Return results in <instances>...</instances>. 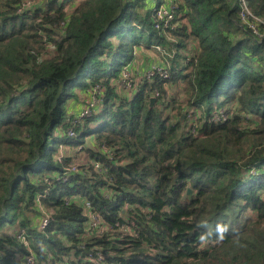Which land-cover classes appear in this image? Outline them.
Returning a JSON list of instances; mask_svg holds the SVG:
<instances>
[{
    "label": "trees",
    "instance_id": "1",
    "mask_svg": "<svg viewBox=\"0 0 264 264\" xmlns=\"http://www.w3.org/2000/svg\"><path fill=\"white\" fill-rule=\"evenodd\" d=\"M24 2L0 0V264H264V37L239 0ZM137 47L169 76L129 97Z\"/></svg>",
    "mask_w": 264,
    "mask_h": 264
},
{
    "label": "built area",
    "instance_id": "2",
    "mask_svg": "<svg viewBox=\"0 0 264 264\" xmlns=\"http://www.w3.org/2000/svg\"><path fill=\"white\" fill-rule=\"evenodd\" d=\"M32 1V0H31ZM30 0H25L24 2V8L31 7ZM28 2V4H27ZM239 6H240V18H241V23L242 25H246L254 35L258 36L259 38L264 37V18L255 14L252 9L249 7L247 0H239ZM152 7L154 8L155 12L158 15V21L156 22V28H164L167 27L170 23V21L174 17V11H173V5L169 6L166 4H160V5H155L153 4ZM157 49L160 50V48L157 46ZM165 66L157 65L154 67H151L149 71H152L149 73V75L154 76V75H160L162 78H167L169 76V72L164 71ZM128 71V70H127ZM158 71V72H156ZM149 75H145L147 77H151ZM122 76V74H121ZM126 85V82L124 81L123 83ZM98 87H103L101 84L97 85ZM156 95H159V91L156 90ZM95 108V95L92 96V100L81 110L80 117L87 116L91 113L92 109ZM69 133L72 135L74 132L69 131ZM107 151V150H106ZM97 167H101L100 163H96ZM72 170L78 171V168L76 165L72 166ZM38 204L43 208L42 204L38 202ZM87 206L91 210V204L89 201L86 202ZM88 208V209H89ZM43 213L45 214L42 219V227H45L49 223V215L47 211L43 208ZM103 221V219L100 217V215L97 213V211L92 210L90 211V222H91V227L96 228L100 231L102 229H99L100 223ZM18 238L20 241L23 243L27 244L28 243V237L25 232V230H20L18 232ZM88 259L92 260L93 262H96L97 264H103L104 260V254L101 251L97 252H90L88 255ZM27 264H35V256L33 254H30L26 258Z\"/></svg>",
    "mask_w": 264,
    "mask_h": 264
},
{
    "label": "rangeland",
    "instance_id": "3",
    "mask_svg": "<svg viewBox=\"0 0 264 264\" xmlns=\"http://www.w3.org/2000/svg\"><path fill=\"white\" fill-rule=\"evenodd\" d=\"M31 1V0H30ZM42 0H32L31 4H39ZM155 2V1H154ZM150 60V62H148ZM145 62H148L147 65H145ZM161 65L165 66L164 71L168 72L169 67L168 65L160 59L159 55L154 51L152 48H146V47H137L136 52L134 55V59L129 63L126 64L122 68V76L118 82H116L117 90L122 94H126L129 97H131L133 94L136 93L135 89H138L141 82L144 78H151L153 76L149 75L152 71H149L151 67ZM128 70V71H127ZM158 72V71H156ZM145 75H149L151 77H147ZM124 81L126 82V85H124ZM103 87H98L96 85V89H94V95H95V107L98 106L102 100V95L100 92L103 90ZM157 98L156 92H154L153 96ZM151 97V98H152ZM156 102V101H155ZM61 147L66 148L65 145L61 144ZM66 151L65 149L61 152V154H64ZM76 157L84 162L87 157L86 152L84 151H77L75 150Z\"/></svg>",
    "mask_w": 264,
    "mask_h": 264
},
{
    "label": "water",
    "instance_id": "4",
    "mask_svg": "<svg viewBox=\"0 0 264 264\" xmlns=\"http://www.w3.org/2000/svg\"><path fill=\"white\" fill-rule=\"evenodd\" d=\"M156 100H157V98H155V97H152V98H151V102H150V103H151V106H153V105L155 104V101H156Z\"/></svg>",
    "mask_w": 264,
    "mask_h": 264
},
{
    "label": "crops",
    "instance_id": "5",
    "mask_svg": "<svg viewBox=\"0 0 264 264\" xmlns=\"http://www.w3.org/2000/svg\"><path fill=\"white\" fill-rule=\"evenodd\" d=\"M148 62H150V60H149ZM148 62H145V65H147V64H148Z\"/></svg>",
    "mask_w": 264,
    "mask_h": 264
}]
</instances>
